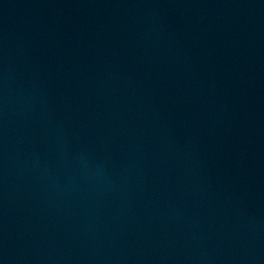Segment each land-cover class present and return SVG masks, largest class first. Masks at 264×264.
I'll return each mask as SVG.
<instances>
[{"label": "water", "instance_id": "95a60500", "mask_svg": "<svg viewBox=\"0 0 264 264\" xmlns=\"http://www.w3.org/2000/svg\"><path fill=\"white\" fill-rule=\"evenodd\" d=\"M0 264H264V0H0Z\"/></svg>", "mask_w": 264, "mask_h": 264}]
</instances>
